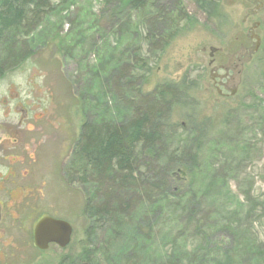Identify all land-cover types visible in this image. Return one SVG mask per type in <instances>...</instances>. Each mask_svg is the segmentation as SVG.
I'll return each mask as SVG.
<instances>
[{"label": "rangeland", "instance_id": "rangeland-1", "mask_svg": "<svg viewBox=\"0 0 264 264\" xmlns=\"http://www.w3.org/2000/svg\"><path fill=\"white\" fill-rule=\"evenodd\" d=\"M49 1L47 18L19 33L25 54L0 67L2 156L14 140L5 125L22 120L16 146L0 157V264H83L87 250L102 264H157L170 255L183 264H264V0H213L211 18L197 0ZM252 32L261 37L257 51ZM121 41L131 47L124 54ZM138 44L146 62L135 82L141 94L165 85L179 90L155 152L159 165L199 153L195 164L171 169L167 187L168 193L187 188L183 180L194 169L190 206L167 203L152 230L141 233L149 204L118 227L85 210L94 184L73 176L86 169L78 152L83 124L133 115L126 99L138 96L126 82L121 92L115 79L117 60L131 62ZM215 67L228 73L226 95L214 84ZM202 121L208 129L197 147L189 131ZM45 215L72 224L67 247H36L34 225ZM193 217L206 226L199 231Z\"/></svg>", "mask_w": 264, "mask_h": 264}, {"label": "trees", "instance_id": "trees-1", "mask_svg": "<svg viewBox=\"0 0 264 264\" xmlns=\"http://www.w3.org/2000/svg\"><path fill=\"white\" fill-rule=\"evenodd\" d=\"M105 1L110 4L114 0ZM118 1L119 3L127 2V0ZM130 2L135 6L143 4L142 0H130ZM196 2L209 18L216 16L217 4L213 0H197ZM50 7L49 0H0V44L2 43L4 56L1 58L0 67L20 60L26 48L19 38V33L27 35L30 28L42 23L47 18ZM136 28L139 31V27ZM134 34L137 36L138 33ZM124 38L127 40L126 37ZM170 38L171 35L166 37L164 45ZM160 40H155L153 44L156 42V46H160ZM129 44V42H120V48L124 50L122 54L131 48ZM134 49L136 51L130 59L131 62L121 65L120 60H117L120 66L116 69L117 78L115 79V86H118L121 92L124 88L121 83L126 82L124 84L127 90L138 96L137 102L126 99L127 104L133 109V115L122 122L111 121L104 117L96 121L89 120L83 124L78 152L85 161L86 169L75 170L73 176L77 179L80 175L81 181H91L94 184V192L87 200L85 210L90 215L102 216L108 222H114L118 227L134 222L133 213L138 205L149 204V210L139 219L137 229L141 233L146 228H148L146 230H152L167 203L178 200L181 204L187 203V206H190V202L194 200L191 192L194 169L189 170L191 177L189 174L183 180L187 188L182 190L179 188L168 193L167 187L170 184L171 171H173L171 169L178 164L180 166L188 162L195 164L199 153L187 156L183 158V161L173 156L171 161H168V168L159 165L161 156L156 155L155 152L159 146L162 147L164 121L168 118L169 108L179 98V90L173 85H165L151 94H141V88L139 85L135 86V82L146 66V62L139 54L142 52V46L138 44ZM108 66L106 69L110 68ZM103 69L105 71V66ZM207 129L208 123L202 121L189 131L191 132L189 138L197 147L202 146ZM147 155L151 157L145 160ZM194 208L195 206L191 204L189 213L191 212L192 215ZM195 221L199 224V231L201 227L206 226L203 220L199 222V219L197 221V218L195 220L193 217V223ZM205 232H209L208 229L201 233L203 240L208 234L205 235ZM200 247L205 252L211 251V245ZM92 254L91 250L85 251L81 258L83 264H102L93 260ZM196 254L194 252V257ZM176 258V255H170L157 264L184 263Z\"/></svg>", "mask_w": 264, "mask_h": 264}, {"label": "water", "instance_id": "water-1", "mask_svg": "<svg viewBox=\"0 0 264 264\" xmlns=\"http://www.w3.org/2000/svg\"><path fill=\"white\" fill-rule=\"evenodd\" d=\"M258 46L259 44L256 49ZM72 234L73 227L69 221L46 215L40 218L34 226V244L40 250H47L52 244L65 248L71 242Z\"/></svg>", "mask_w": 264, "mask_h": 264}, {"label": "flooded vegetation", "instance_id": "flooded-vegetation-1", "mask_svg": "<svg viewBox=\"0 0 264 264\" xmlns=\"http://www.w3.org/2000/svg\"><path fill=\"white\" fill-rule=\"evenodd\" d=\"M257 27V26H256ZM252 38H255V46H254V49L253 50H255V47L257 46V44H259V46H260V44H261V37H259V35L258 34H256L255 32H252ZM259 48V47H258ZM258 50V49H257ZM257 50H255V51H257ZM212 76H213V81H214V84H215V86H216V88H217V91H218V93L220 94V95H226V93L224 92L225 90H226V87H227V82H228V73H226V74H224V75H220L219 73H218V71H217V68L215 67L214 69H213V72H212ZM231 94H234V92H235V89H233V88H231ZM21 122H22V120H18V121H16V123H17V125L15 126V127H12V125H9V124H7V125H5V129H6V126L9 128V135L10 136H12L13 135V137H14V140L12 141V146L9 148V149H7V150H5V149H3L4 150V152H6V154H4V152H3V156H2V153L0 154V157H4V158H6V156H8L9 154H10V151L9 150H12V149H14V146H16V144H17V140H18V136H17V131H16V127H19V126H21ZM3 123H5V122H3ZM14 122H12V124H13ZM15 129V130H14ZM7 131V129L4 131V132H6ZM0 146H2V143L0 144ZM12 153L13 154H15L13 151H12ZM11 170V169H10ZM0 207H1V220H0V222L2 221V214H3V206H2V204L0 203Z\"/></svg>", "mask_w": 264, "mask_h": 264}]
</instances>
